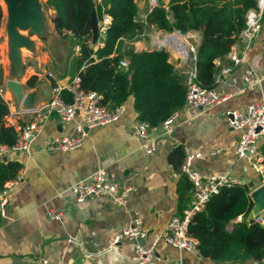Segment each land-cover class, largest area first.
<instances>
[{
	"label": "crops",
	"instance_id": "crops-1",
	"mask_svg": "<svg viewBox=\"0 0 264 264\" xmlns=\"http://www.w3.org/2000/svg\"><path fill=\"white\" fill-rule=\"evenodd\" d=\"M36 1L41 18L36 22L30 20L23 27L15 25L22 38V42L15 45L9 28L8 1L6 6L4 0H0L1 74L7 88L5 96L10 101L9 110L20 111L13 119L15 123L27 121L28 110L45 100L55 83H66L74 76L68 65H61L60 59L69 60L78 46L70 34L61 35L55 30L54 10L46 5V0ZM135 1L136 19L146 24L152 0ZM156 3L165 8L169 6V0H156ZM245 17L246 26L231 50L215 59L219 68L213 88L226 97L195 116L183 104L170 133L159 126L151 128L149 134L156 140L153 153H147L141 146L144 137L138 135L135 127L137 113L129 96L123 102L124 110L119 119L87 128L83 145L77 149H49L53 137L66 134L81 120L78 113L69 121L53 114L33 139L30 153L8 149L0 154L2 159L21 162L19 178L10 186L4 211L0 212V264H27L41 258L61 264H136L137 245L152 241L157 264H264V258L215 260L179 249L161 236L168 220L181 211L180 193L184 207L192 198L191 187L185 186L186 181L187 184L190 181L180 171L184 155H171L175 147L181 146L183 153L185 149L201 152L193 160V167L203 177L226 173L238 183L247 184L251 191L264 182V172L258 173L252 165L253 156L238 157L235 153L240 132L229 122L228 110H243L248 103L264 97V3L256 0L254 6L248 7ZM255 18L258 27L254 29L249 23ZM175 31L147 24L140 36L129 43L136 49L157 48L164 44L167 33L172 36ZM201 34L202 29L189 30L182 33L183 47L172 39L163 46L169 52V61L185 75L194 60L184 56V52L188 53L190 44L197 46ZM67 39L73 46L71 53L67 45L53 51L61 40L67 42ZM248 71L256 78L251 85L243 79ZM32 76L33 84L28 85ZM9 80L20 84L22 98L7 86ZM63 95L66 97L67 92L63 91ZM262 142L264 136L257 141L258 156H261ZM100 167L114 173L120 188L131 187L125 205L114 203L106 193L84 201H77L73 196L71 185ZM51 210H60L61 217H50ZM259 213L264 214V207L253 200L252 215ZM136 216L146 227V235L123 237L113 244L115 233ZM249 218L248 215L246 220ZM241 219L239 214L228 225Z\"/></svg>",
	"mask_w": 264,
	"mask_h": 264
},
{
	"label": "trees",
	"instance_id": "trees-1",
	"mask_svg": "<svg viewBox=\"0 0 264 264\" xmlns=\"http://www.w3.org/2000/svg\"><path fill=\"white\" fill-rule=\"evenodd\" d=\"M256 0H169L168 8L153 5L146 24L136 19L135 0H46L54 10L52 22L61 34H70L78 46L71 60L72 75L80 77L85 90L101 95L100 104L114 109L132 96L137 120L150 125L160 124L167 116L182 108L185 100V74L169 61L166 48L136 49L131 40L140 36L147 24L182 33L202 29L195 50L194 66L199 83L213 88L222 58L246 26L245 14ZM95 7L99 22L103 14L110 20L106 25L103 44L92 43L91 14ZM2 14L0 6V16ZM126 60V65L120 61ZM34 76L27 81L33 84ZM9 107L0 97V146L12 145L17 131L7 119ZM264 170V142L260 145ZM184 155L177 146L173 154ZM21 162L0 158V190L18 175ZM184 180L185 177H184ZM186 187H192L189 182ZM251 188L245 183L222 187L206 202L201 211L192 215L188 230L198 241V250L215 260L237 261L264 257V225L246 220L252 211ZM180 193V209L186 208ZM239 214L242 219L228 223Z\"/></svg>",
	"mask_w": 264,
	"mask_h": 264
},
{
	"label": "built area",
	"instance_id": "built-area-1",
	"mask_svg": "<svg viewBox=\"0 0 264 264\" xmlns=\"http://www.w3.org/2000/svg\"><path fill=\"white\" fill-rule=\"evenodd\" d=\"M258 2L263 4L264 0H258ZM152 3H156V0H152ZM109 20L110 16L106 13L103 14L102 20L99 22V32L95 47L103 44L105 29ZM249 27L254 29L258 27L256 18L249 23ZM178 34L182 36V33ZM170 36V33L166 34L165 42L171 39ZM165 42H163V45H167ZM180 42L182 43V41ZM171 46L177 48L176 45ZM262 49L264 50V43ZM195 50L196 47L190 44L189 51L188 53L184 52V56L191 57L194 60ZM120 64L125 66L126 60L120 61ZM1 65L2 56L0 54V97L5 100L8 107H10V101L5 96L7 88L2 78ZM243 79L249 85L256 81L252 71L246 72L243 75ZM63 91L67 92L68 98L63 95ZM225 97V94L219 93L216 89L204 87L199 83L194 65L187 70L185 75L184 108H186L192 116L206 112L210 107ZM100 99L101 95L98 92L85 90L81 87L80 77L77 74L66 83H55L51 87L47 98L28 110L29 119L27 121L15 123L13 119L20 111L9 110L7 118L10 117L8 121L15 126L17 137L12 145H1L0 154L8 149L30 153L33 139L40 133L45 121L53 114L57 115L61 120L69 121L78 113L81 116V120L66 134L53 137L49 143V149L69 151L79 148L83 145L87 128L112 123L119 119L124 110L123 104L114 109H109L100 104ZM228 113L230 114V125L240 132L234 148L235 153L238 157L253 156L251 158L253 167L258 173H263L262 158L258 156L256 152L257 141L260 137L264 136V97L248 103L243 110L230 109ZM178 117L179 110H176L158 125H150L143 120L135 121L138 135L144 137L141 146L147 153H153L156 149V140L154 137L150 136V129L159 126L165 133H170ZM200 155V151L191 152L185 149L180 171L191 182L192 198L186 208L173 215L168 220L161 232V236L167 243L179 249L197 253H199L198 241L188 230L190 218L196 212L201 211L207 200L222 187L238 183L233 177L226 173L212 174L205 177L201 176L193 167V160ZM18 178L19 174L8 180L0 190L1 213L4 211L3 207L7 201L9 188ZM130 189L131 187L120 188L114 173L104 167L96 169L71 185V192L77 201L88 200L102 193H106L111 196L114 203L121 205H125L126 197ZM49 216L58 219L61 217V211L51 210L49 211ZM252 217L254 221L262 225L264 224V214H255ZM146 233L147 229L143 225L141 218L136 216L129 224L122 226L115 233L112 243L115 244L123 237L142 238ZM154 247V241L148 244L139 243L136 247V254L134 256L136 264H157L154 259ZM27 264L61 263H52L47 258H41L33 259Z\"/></svg>",
	"mask_w": 264,
	"mask_h": 264
},
{
	"label": "water",
	"instance_id": "water-1",
	"mask_svg": "<svg viewBox=\"0 0 264 264\" xmlns=\"http://www.w3.org/2000/svg\"><path fill=\"white\" fill-rule=\"evenodd\" d=\"M9 4V28L11 30V35L13 37V42L15 45L22 42L21 36L16 32L15 25L23 27L29 23V21H39L41 14L38 8L36 0H7ZM19 1L21 3L19 4ZM157 3H154L155 5ZM91 31H92V43H96L99 32V20L96 15L95 7L92 8L91 14ZM175 32L181 33L180 30L176 29ZM16 42V43H15ZM164 45L159 44L157 49L162 48ZM7 86L17 95L22 98L21 86L18 82L14 80H9ZM251 197L256 203H259L264 207V182L255 186L251 191ZM250 218L253 216L252 211L249 213ZM264 225V224H263Z\"/></svg>",
	"mask_w": 264,
	"mask_h": 264
},
{
	"label": "rangeland",
	"instance_id": "rangeland-1",
	"mask_svg": "<svg viewBox=\"0 0 264 264\" xmlns=\"http://www.w3.org/2000/svg\"><path fill=\"white\" fill-rule=\"evenodd\" d=\"M62 41V43H60L59 45H58V47L57 46H55L54 48H53V51H57L58 50V48L59 47H62V46H64V45H67V47H68V50H70L69 52L71 53L72 51H71V48H73V46H72V44H70V42H68V39H67V42L65 41V40H61ZM65 47V46H64ZM74 54L75 53H73V55L71 56V58H69V60H67L66 58L65 59H63V58H61L60 59V63H61V65L62 66H66L67 67V65H68V69L69 68H71V60H72V57L74 56Z\"/></svg>",
	"mask_w": 264,
	"mask_h": 264
},
{
	"label": "bare ground",
	"instance_id": "bare-ground-1",
	"mask_svg": "<svg viewBox=\"0 0 264 264\" xmlns=\"http://www.w3.org/2000/svg\"><path fill=\"white\" fill-rule=\"evenodd\" d=\"M4 2L6 3V6H7V2H6V0H4ZM170 38H171L172 40H174L175 43H177L178 45H181V46L183 47V44L180 42V41L183 40V39H182V36H181L180 34H178V33H174L172 36H170ZM162 41H163V40H162ZM163 42H165V40H164ZM6 96H7V95H6Z\"/></svg>",
	"mask_w": 264,
	"mask_h": 264
}]
</instances>
